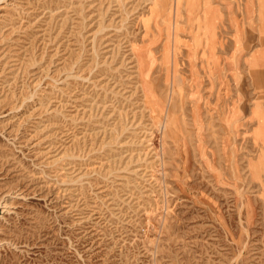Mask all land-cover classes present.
<instances>
[{
    "label": "rangeland",
    "instance_id": "rangeland-1",
    "mask_svg": "<svg viewBox=\"0 0 264 264\" xmlns=\"http://www.w3.org/2000/svg\"><path fill=\"white\" fill-rule=\"evenodd\" d=\"M0 264H264V0H0Z\"/></svg>",
    "mask_w": 264,
    "mask_h": 264
}]
</instances>
